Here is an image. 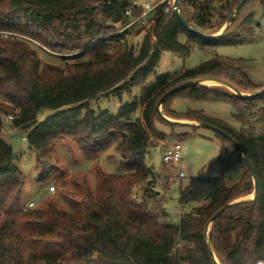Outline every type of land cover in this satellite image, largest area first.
Here are the masks:
<instances>
[{"label": "trees", "instance_id": "1", "mask_svg": "<svg viewBox=\"0 0 264 264\" xmlns=\"http://www.w3.org/2000/svg\"><path fill=\"white\" fill-rule=\"evenodd\" d=\"M240 1L179 0L190 26L212 36L207 37L192 31L175 8L166 11L165 0L136 52L127 45V37L141 33L147 22L135 0H0V30L21 36H0V95L10 103L0 104V264H264V129L254 132L264 123V91L259 92L264 84L250 77L246 59L219 55L177 77L157 74L163 49L187 57L196 45L244 43L242 29L252 17L241 21V13L253 0L217 34ZM129 6L132 15L126 14ZM216 16L218 25L213 21ZM107 22L120 24L122 33L105 38L115 30ZM33 41L62 55L82 51L80 60L65 66L43 62ZM201 77L224 79L248 95L220 85L195 84L164 100L162 112L173 119L213 124L230 134L252 163L257 194L240 200L254 193L252 173L232 140L217 132L236 154L241 177L228 185L224 176L201 169L180 187L179 203L191 209L173 222L166 208H151L157 191L148 187L155 170L147 164L146 154L166 138L159 124L172 129L200 127L166 120L158 104L171 88ZM137 86L141 92L116 112L91 107L92 99L107 93L121 96ZM176 98L229 103L243 126L237 129L200 110L177 111L172 108ZM45 110L51 113L40 120ZM10 112L37 153V183H50L63 174L53 157V141L66 136L88 156L118 142L124 173L110 174L97 167L95 192L86 177H71L72 189L60 191L68 209L48 200L23 210L26 178L13 158V146L2 135L3 115ZM146 181L139 200L136 188ZM228 204L208 231L213 215Z\"/></svg>", "mask_w": 264, "mask_h": 264}, {"label": "rangeland", "instance_id": "2", "mask_svg": "<svg viewBox=\"0 0 264 264\" xmlns=\"http://www.w3.org/2000/svg\"><path fill=\"white\" fill-rule=\"evenodd\" d=\"M136 1L142 3L145 0ZM217 6H220V3H218ZM241 14V21L249 16L252 17L251 20L246 23L245 28L242 29L247 37L244 43L213 47H201L196 45L187 57H181L172 50L163 49L157 68V74L170 73L171 76L177 77L185 70L191 69L219 55L233 59H246L250 65V77L254 81L264 84V2L253 0L243 8ZM153 15V13L146 15L147 25L141 33L127 37V45L129 47L134 46L136 52L144 36L149 31L148 28ZM213 21L215 25H218L220 17L216 16ZM238 22H240V20ZM107 24L108 26L114 27L115 30L107 33L105 38L116 33H122L120 24H113L111 22H107ZM14 34L17 35L12 36L17 38L21 37L18 33L14 32ZM33 42L32 47L36 50L43 62L65 66L67 62L73 63L80 60L78 55L82 51L62 55L50 51L35 41ZM154 77L155 75L151 76L149 80L154 79ZM206 85L216 86L220 84L214 82ZM220 86L230 89L224 85ZM140 92L141 87L137 86L133 88L131 92H126L121 96L115 93H107L97 99H92L90 104L95 110L110 109L116 112L124 101L131 99ZM1 103L10 104L0 95V104ZM172 108L182 112L189 109L200 110L210 117L224 120L237 129L243 126L233 116V106L226 102H208L188 98H176ZM49 113H51L50 110H45L39 115V119H43L45 115ZM9 114L12 113L10 112ZM9 114L3 115L2 135L3 138L13 146L17 163L23 170L26 178L25 188L22 193L23 206L33 201L35 207H40L48 200H53L57 207L68 209L60 191L63 189H72L69 183L71 177H86L90 188L95 192L97 167H100L103 171L110 174L119 175L124 173V170L121 168L122 156L117 149L118 142H115L100 154L88 156L81 150L73 137L66 136L53 141V157L58 167L63 171V174H57L55 179L50 183H37L35 181L37 173V153L29 148L26 133L23 132L20 127L14 125V119L8 118ZM140 114L141 111L138 112V115ZM181 121L188 122L186 120ZM190 123L194 122L192 121ZM158 129L161 134L166 135V138L160 141L158 138H155L156 141H159V145L149 149L146 154L147 164L153 166L156 171L155 176L151 177L152 179H150V185L148 186L157 191V195L150 201L151 208L155 211H161L162 208H166L170 220L177 222L182 212L191 209L190 207L185 208L180 205V187L188 183L191 177L197 175L201 169H204L208 175L224 176L228 185H233L239 181L241 177V166L238 158L231 146L228 143L224 144L223 139L218 135L217 131L204 126L197 128L183 126L172 129L171 127L161 124L158 125ZM262 129H264V123H259L256 125L254 132L258 133ZM175 142L182 143V161L178 168L172 167L163 160L164 153L167 151L169 145ZM179 170L185 173V177L178 178ZM146 184L147 181L143 186H138L136 188L137 198L139 200H141L144 194V190L147 187ZM249 196L244 198H250Z\"/></svg>", "mask_w": 264, "mask_h": 264}, {"label": "water", "instance_id": "3", "mask_svg": "<svg viewBox=\"0 0 264 264\" xmlns=\"http://www.w3.org/2000/svg\"><path fill=\"white\" fill-rule=\"evenodd\" d=\"M248 0H241L239 2V4L236 6V8L234 9V11L232 12L231 16L229 17L227 23L225 24V26L223 27V29L221 30V32L218 34H222L227 28L228 26L232 23L233 19L235 18L236 14L241 10V8L246 4ZM174 6H175V10L179 16V18L192 30L194 31L195 33L199 34V35H202V36H207V37H212L210 35H207V34H204L202 33L201 31L199 30H196L194 29L192 26H190L189 22L187 21V19L185 18V16L182 14L181 12V9H180V2L179 0H175L174 2ZM206 80H211V81H214L220 85H224L228 88H230L231 90H233L235 93L237 94H240L242 96H245L247 94H244L243 92H241L238 88H236L234 85H232L230 82L224 80V79H220V78H214V77H201V78H197L195 80H191V81H188V82H185V83H182V84H179L173 88H171L169 91H167L163 97L161 98V100L159 101V104H158V109H159V112L162 114L163 118H165L166 120L172 122V123H180V124H193V125H198V126H204V127H208V128H211L221 134H223L224 136H226L227 138H229L230 140H232V142L234 143V145L242 152V155L243 157L245 158L248 166H249V169L252 173V176H253V179H254V185H255V190H254V193L250 196V198H242L240 200H248V199H254L256 194H257V180H256V176H255V171H254V168L252 166V163L248 157V155L246 154V152L242 149V147L240 146L239 143H237L230 134H228L226 131H224L223 129L219 128L218 126H215L213 124H208V123H203V122H194V123H190V122H183L181 120H177V119H173L171 117H168L166 116L165 114H163L162 112V103L164 100H166L168 97H170L172 94H174L175 92L181 90V89H184L190 85H195V84H205V81ZM206 85V84H205ZM263 90L259 91V92H263ZM257 92V93H259ZM16 157V153L13 154V158ZM240 200H237V201H240ZM231 204H228L224 207H222L220 210H218L214 215L213 217L211 218V221L209 222L208 224V231H209V228L211 227L212 225V221L214 219H216L220 214H222ZM208 231H207V234H208ZM209 247H210V250L211 252L214 254L215 256V260L217 261V263H219L215 253H214V250L213 248L211 247L210 243H209Z\"/></svg>", "mask_w": 264, "mask_h": 264}, {"label": "built area", "instance_id": "4", "mask_svg": "<svg viewBox=\"0 0 264 264\" xmlns=\"http://www.w3.org/2000/svg\"><path fill=\"white\" fill-rule=\"evenodd\" d=\"M164 1L165 0H159V1L145 0L142 3H139L138 1L135 0V2L137 4H139L140 6H142V8H143V12L141 14V17H146V15L151 14V13L154 14L157 7L161 3H163ZM174 2H175V0H168L169 6L166 8V11H169L170 7L175 8ZM132 11H133V6H129L126 9V14L132 15ZM12 35H17V34H14L13 32H9V31H1L0 30V36L9 37ZM8 118L14 119V116L12 114H9ZM163 160L165 163L171 165L172 167L178 168L179 164L182 161V143L175 142V143H172L171 145H169L167 151L164 153ZM183 177H185V173L183 171L179 170L178 178H183ZM34 207H35V203L33 201H31L28 204L23 206V210L32 209Z\"/></svg>", "mask_w": 264, "mask_h": 264}, {"label": "bare ground", "instance_id": "5", "mask_svg": "<svg viewBox=\"0 0 264 264\" xmlns=\"http://www.w3.org/2000/svg\"><path fill=\"white\" fill-rule=\"evenodd\" d=\"M209 83H214V81H211V80H206L205 81V84H209ZM251 196V195H250Z\"/></svg>", "mask_w": 264, "mask_h": 264}, {"label": "crops", "instance_id": "6", "mask_svg": "<svg viewBox=\"0 0 264 264\" xmlns=\"http://www.w3.org/2000/svg\"><path fill=\"white\" fill-rule=\"evenodd\" d=\"M186 121H188V122H192V121H190V120H186ZM156 172V171H155ZM241 174H242V171H241ZM250 197V196H249Z\"/></svg>", "mask_w": 264, "mask_h": 264}]
</instances>
